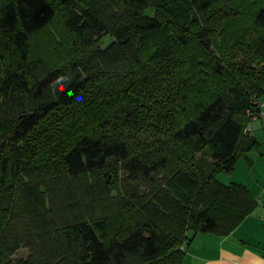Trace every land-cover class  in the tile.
Listing matches in <instances>:
<instances>
[{
    "label": "trees",
    "instance_id": "trees-1",
    "mask_svg": "<svg viewBox=\"0 0 264 264\" xmlns=\"http://www.w3.org/2000/svg\"><path fill=\"white\" fill-rule=\"evenodd\" d=\"M263 97L264 0H0V264L231 235L257 201L217 175L252 165Z\"/></svg>",
    "mask_w": 264,
    "mask_h": 264
},
{
    "label": "crops",
    "instance_id": "crops-1",
    "mask_svg": "<svg viewBox=\"0 0 264 264\" xmlns=\"http://www.w3.org/2000/svg\"><path fill=\"white\" fill-rule=\"evenodd\" d=\"M255 122L257 127L254 129L252 125V131L260 146L248 153L252 165L241 159L250 175L238 178L235 166L233 173L228 174V182L222 180V183L245 185L257 201V207L227 237L220 238L212 234L193 237L191 233L192 241L185 247L184 264H264V119ZM257 130L260 136L256 134ZM260 174L263 176L258 177Z\"/></svg>",
    "mask_w": 264,
    "mask_h": 264
},
{
    "label": "rangeland",
    "instance_id": "rangeland-1",
    "mask_svg": "<svg viewBox=\"0 0 264 264\" xmlns=\"http://www.w3.org/2000/svg\"><path fill=\"white\" fill-rule=\"evenodd\" d=\"M111 37L110 36H106L104 39H103V43H102V45L103 46H106L107 44H109L110 42H111ZM262 102L264 103V97H263V99H262ZM255 122V121H254ZM252 123V125H253V128L254 129H256V127H257V124H256V122L255 123ZM260 122V121H259ZM256 134L258 135V136H260V131H256ZM261 138H262V136H261ZM237 167H236V175H237V177L239 178V177H242V176H244V175H250V173H249V170H248V168H246V165H245V163L243 162V160H241L237 165H236ZM261 176H263V175H259L258 177H261ZM257 177V175L255 176V178ZM217 178H218V180L220 181V182H223V181H225V182H228V174L227 173H225V172H222V173H219L218 175H217ZM223 180V181H222ZM23 253L22 254H26L24 251H22Z\"/></svg>",
    "mask_w": 264,
    "mask_h": 264
},
{
    "label": "built area",
    "instance_id": "built-area-1",
    "mask_svg": "<svg viewBox=\"0 0 264 264\" xmlns=\"http://www.w3.org/2000/svg\"><path fill=\"white\" fill-rule=\"evenodd\" d=\"M253 104L259 109V113L254 114L251 111H249V115L251 116V123L246 127V132L253 134L252 131V123L254 121H257L258 119H264V103L262 100L254 99Z\"/></svg>",
    "mask_w": 264,
    "mask_h": 264
}]
</instances>
